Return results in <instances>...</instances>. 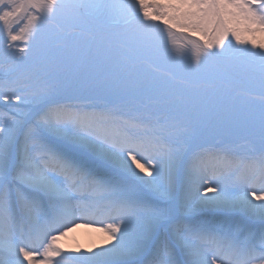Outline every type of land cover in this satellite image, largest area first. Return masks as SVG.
Wrapping results in <instances>:
<instances>
[{
  "label": "snow or ice",
  "instance_id": "1",
  "mask_svg": "<svg viewBox=\"0 0 264 264\" xmlns=\"http://www.w3.org/2000/svg\"><path fill=\"white\" fill-rule=\"evenodd\" d=\"M257 34L264 0H0V264H264Z\"/></svg>",
  "mask_w": 264,
  "mask_h": 264
},
{
  "label": "bare ground",
  "instance_id": "2",
  "mask_svg": "<svg viewBox=\"0 0 264 264\" xmlns=\"http://www.w3.org/2000/svg\"><path fill=\"white\" fill-rule=\"evenodd\" d=\"M259 36L260 40H264V36ZM246 38L253 39L251 36H246ZM88 220L93 222L91 223V225H93L92 229H88L84 225L81 226L79 224L81 221L84 222ZM77 223L76 227L71 231H68L67 235L62 236L58 241L60 248L66 253L76 254L77 251L87 252L89 249L99 250L100 248L107 246L106 221L103 216L99 214L89 215L83 220L77 221ZM0 258L7 259V257Z\"/></svg>",
  "mask_w": 264,
  "mask_h": 264
},
{
  "label": "rangeland",
  "instance_id": "3",
  "mask_svg": "<svg viewBox=\"0 0 264 264\" xmlns=\"http://www.w3.org/2000/svg\"><path fill=\"white\" fill-rule=\"evenodd\" d=\"M149 2H151V0H149ZM157 23H159V22H157ZM160 26L163 27L164 25L161 23ZM238 26L242 28V27H243V24L241 23V24L238 25ZM259 37H260V36H259L258 34H257L256 37H255L256 40H257L258 42L261 41ZM198 38H199V37H198ZM17 43L19 44V43H21V42H17ZM91 223H93V222H91L90 220H88V221H84V222H83V221L79 222V224H80L81 226L84 225V226H85L86 228H88V229H92L93 225H91ZM77 224H78V223H77ZM78 226H79V225H78ZM79 227H80V226H79ZM89 227H90V228H89Z\"/></svg>",
  "mask_w": 264,
  "mask_h": 264
}]
</instances>
